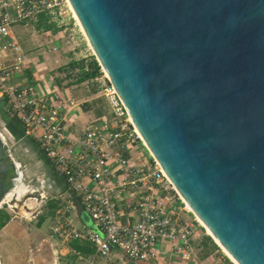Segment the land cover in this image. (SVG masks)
Returning a JSON list of instances; mask_svg holds the SVG:
<instances>
[{
    "label": "water",
    "instance_id": "95a60500",
    "mask_svg": "<svg viewBox=\"0 0 264 264\" xmlns=\"http://www.w3.org/2000/svg\"><path fill=\"white\" fill-rule=\"evenodd\" d=\"M68 2L190 212L237 264H264V0ZM13 167L0 139V197Z\"/></svg>",
    "mask_w": 264,
    "mask_h": 264
},
{
    "label": "built area",
    "instance_id": "2783aa9c",
    "mask_svg": "<svg viewBox=\"0 0 264 264\" xmlns=\"http://www.w3.org/2000/svg\"><path fill=\"white\" fill-rule=\"evenodd\" d=\"M65 4L66 0H0V50L10 54L6 62H0V97H5L7 114L20 122L25 137L37 142L55 174L63 178L94 226H72L68 212L73 205L67 201L56 210L51 230L61 240L88 242L99 257H106L113 247L128 260L150 261L157 250L156 243L167 241L172 251L188 258L190 229L181 226L173 208H166L164 196L160 195L161 190H168L179 200L171 183L154 160L143 165L121 154L143 143L105 76L100 91L110 113L85 124L75 136L64 132L62 102L51 104L25 87L8 82L27 62L10 27L36 20L40 15L51 19L60 15ZM113 164L121 170L118 174L121 176L117 175L114 181L110 168ZM87 181L93 185L89 186ZM145 189L149 192L142 194ZM134 194L139 195L131 206L130 216L135 214L136 218L131 221L127 217L120 222L116 202ZM229 262L235 264L230 259Z\"/></svg>",
    "mask_w": 264,
    "mask_h": 264
},
{
    "label": "crops",
    "instance_id": "0c3cea01",
    "mask_svg": "<svg viewBox=\"0 0 264 264\" xmlns=\"http://www.w3.org/2000/svg\"><path fill=\"white\" fill-rule=\"evenodd\" d=\"M58 32L57 29L46 30L47 34H44L45 36L41 35L38 39L37 37L31 38L30 45L34 50L26 52L24 49H21L27 58V62L21 66L19 71L14 74L8 82L20 87H25L31 94L44 97L47 101L51 102V104L62 102L64 104L62 109V125L64 132L71 136H75L79 134L85 124L98 121L102 116L109 115L110 111L108 110L109 106H107L106 99L100 91L102 81L98 79L99 74L78 81L75 70L66 73L63 71V68L58 70L55 69L57 66L56 63L62 61V58H59L56 52H54L56 50L55 48L58 46L57 44H61V40L59 39L60 35L57 34ZM18 40L20 41L19 38ZM70 54L71 53L65 54V58H67L68 61L76 60L75 58H71ZM80 55V57H84L82 56L83 54ZM9 57L10 54L8 52L0 50V62H6ZM85 59L88 60V58ZM3 104H6L4 96L0 97V120L6 122L9 116L4 113ZM19 125L22 129L21 124ZM127 149L126 151H120L124 157L131 156L130 158L138 164H151L152 158L145 147L140 143ZM45 163L49 170L52 171L53 168L50 162L47 161ZM110 168L115 175L111 177L114 181L121 170H117L114 164ZM118 176L120 177L121 175ZM52 178L50 191L54 193V201L61 199V201H63L61 206L67 201L71 202L73 205L68 212V217L72 226L76 228H93L94 226L91 220L81 209L77 197L67 188L63 178L57 176L54 171L52 172ZM87 184L89 186L93 185L91 181H87ZM148 192L149 190L145 189L142 194ZM138 195L139 194H134L132 197L127 196V198L116 202L118 220L120 222L125 221L127 217H129L131 221L135 220L136 215L130 216L133 214L130 212V209L135 203L136 197L138 198ZM160 195L164 196L163 202L166 208H173L174 215L179 220L181 226L190 229L191 234L188 239V247L186 248L188 251V258H182L180 254L172 251L171 244L167 241L156 243L155 246L157 250L150 261H126L123 259L121 252L113 247L110 248V252L106 257H99L95 254L93 245L88 242L78 241L76 239L61 240L56 236L58 242H55L51 238L46 239L48 244L46 247L47 250H49V252H47L49 254L48 264H90V262L91 264H230L226 255L220 251L206 229L204 228V230L200 222H197L198 219L196 216H193L189 209L182 208L180 200L173 197V194L168 190H161ZM8 225L9 221L2 229H5ZM2 233H5L4 239L8 238L16 243H18L19 238H22L18 234H9L6 230ZM39 240L40 239L35 243L36 246H38L33 248L32 257H29L32 261H34L37 256V258L40 256L38 249L42 247L39 245L41 244ZM4 252V255L9 254L7 253L6 247H4L3 251L2 249L0 251V259L2 258L1 254ZM10 252H12V250ZM23 253L24 250L21 251V254ZM78 255H81V259L78 258ZM1 261L3 264H10L5 258Z\"/></svg>",
    "mask_w": 264,
    "mask_h": 264
},
{
    "label": "rangeland",
    "instance_id": "374dc122",
    "mask_svg": "<svg viewBox=\"0 0 264 264\" xmlns=\"http://www.w3.org/2000/svg\"><path fill=\"white\" fill-rule=\"evenodd\" d=\"M59 14L60 15H54L51 19H48V22L54 23L52 27L53 30L57 29V31H59L57 34L60 35L59 39L61 40V44L57 42L58 46L54 51L59 58H62L61 62L56 63L57 66L55 69L57 70L61 68L65 69L67 66L69 61L64 56L67 53H71V58L75 59L88 58L92 55L89 45L84 40L83 32L76 19L73 17L72 12L67 8V4L61 7ZM45 22L48 23L47 21ZM43 24L44 19L37 18L33 21L14 24L10 27V30L13 38L20 44L21 49L27 52L34 50L30 45L31 38L37 37L38 39L41 35L47 34L46 30H43L41 27ZM36 25L39 26V28H37ZM80 54H83L82 56L84 57H80ZM98 67L100 72L98 77L102 82H106L103 75L104 72H102L100 66ZM2 107L4 108V113L8 116L7 102L3 104ZM0 133L4 134L5 144L9 150L10 156L14 161L19 163V170L22 173L21 183L25 188V191L19 198L16 199L15 196H12L11 198L13 200L10 198L9 201L3 203V205L1 204L0 207V209H4L10 216L8 227L2 229V226L0 228V251L1 249L3 251V248L6 247L7 253H9L6 255H4L5 252L1 254L2 258L0 259V264H3L1 260L4 258L7 259L10 264H48L49 254L47 252H49V250H47L46 247L48 246L46 239L51 238L55 242H58L56 235L51 230V226L56 216V210L63 204L61 199L54 201V193L50 191L53 170H49L44 160L39 157L37 149L25 138L23 133L21 136L17 137L10 133L7 123L4 120H0ZM33 141L37 144L35 140ZM141 145L143 146V144ZM179 200L181 201L182 208L186 209L183 201L180 198ZM5 230L9 234H18L22 238L18 239V243L8 238L4 239L5 233L2 232ZM38 239H40L39 242H41V244L39 245L42 247L38 249L40 256L39 258H37V256L35 260L33 259L34 261H32L29 257H32L33 248L38 246L35 244ZM219 249L222 252L220 247ZM11 250L12 252H10ZM22 250H24L23 254H21ZM226 257L229 261V257ZM123 259L129 261L125 257H123Z\"/></svg>",
    "mask_w": 264,
    "mask_h": 264
},
{
    "label": "trees",
    "instance_id": "16d2710c",
    "mask_svg": "<svg viewBox=\"0 0 264 264\" xmlns=\"http://www.w3.org/2000/svg\"><path fill=\"white\" fill-rule=\"evenodd\" d=\"M38 18L44 19V24L41 25L43 30H53V25L54 23L48 22V17L45 15H40ZM45 21H47L48 23H46ZM37 28H39V26L36 25ZM72 70H75V74L77 75V80L78 81H82L84 79H88L91 78L93 76L98 75L99 72V67L98 64L96 62V60L94 59L93 55L88 57V60H86L85 58H79L76 60H70L67 63V66L65 67V69L63 71H65L66 73H70ZM7 117V116H6ZM8 130L10 131V133L17 137L19 135H22V129L20 128V123L17 119L15 118H9L8 117V121H6ZM32 145L37 149V153L39 155V157L44 160L45 162L48 161L47 157L45 156V154L38 148L37 144L33 141V139L31 138H27ZM10 219L9 214L4 210V209H0V228L2 226H4L8 220Z\"/></svg>",
    "mask_w": 264,
    "mask_h": 264
},
{
    "label": "bare ground",
    "instance_id": "6f19581e",
    "mask_svg": "<svg viewBox=\"0 0 264 264\" xmlns=\"http://www.w3.org/2000/svg\"><path fill=\"white\" fill-rule=\"evenodd\" d=\"M66 4H67V8H69L70 9V11L72 12V14H73V17L76 19V21H77V23H78V20H77V18H76V16H75V14H74V12H73V10H72V8H71V6H70V4H69V2H68V0H66ZM69 6V7H68ZM78 25H79V23H78ZM80 26V25H79ZM80 29H81V27H80ZM82 31V30H81ZM101 70H102V72H104V76L105 77H107V74H106V72H105V70L101 67ZM137 131V130H136ZM138 132V131H137ZM4 134H2V133H0V139L2 140V142H4L5 143V138H4V136H3ZM138 135H139V137L141 138V136H140V134H139V132H138ZM141 141H142V143L144 144V142H143V139L141 138ZM11 159H12V157H11ZM12 161H13V163H14V167L12 168L13 170H15V174L13 175V176H11L13 179L11 180V182H12V184L10 185V188L0 197V207H1V204L3 205V203H5V202H7V201H9V199L12 197V196H15V198L17 199V198H19L20 197V195L25 191V188L23 187V184L21 183V178H22V173H21V171L19 170V163L17 162V161H14L13 159H12ZM156 162V161H155ZM157 163V162H156ZM157 165H158V167L161 169V171H162V173H163V175L166 177V179L171 183V181H170V179H169V177L166 175V173L164 172V170L161 168V166L157 163ZM24 181V180H23ZM172 184V183H171ZM172 187L174 188V190L176 189L175 188V186L172 184ZM175 191H177L176 193L178 194V196H179V198L181 199V200H183V202L185 203V206H186V208L187 209H189L190 211H191V209H190V207H189V205L187 204V202L185 201V199L182 197V195L180 194V192L176 189ZM12 199V198H11ZM13 200V199H12ZM15 205V204H14ZM196 216V215H195ZM196 218L198 219V223L200 222V225H202L206 230H207V232L209 233V235L211 236V234H210V232H209V230L204 226V224L201 222V220L196 216ZM219 246V245H218ZM221 249H222V252H224V254L226 255V256H228L229 257V259L231 260V261H233L235 264H237L229 255H228V253L221 247V246H219Z\"/></svg>",
    "mask_w": 264,
    "mask_h": 264
}]
</instances>
